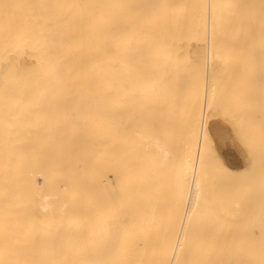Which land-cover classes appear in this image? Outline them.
Instances as JSON below:
<instances>
[{
    "label": "bare ground",
    "instance_id": "obj_1",
    "mask_svg": "<svg viewBox=\"0 0 264 264\" xmlns=\"http://www.w3.org/2000/svg\"><path fill=\"white\" fill-rule=\"evenodd\" d=\"M204 36L210 44L219 41L223 56L237 38L240 50L250 52L254 39L258 45L253 42L249 55L264 57L257 49L264 0H0V264H264V248H232L230 230L224 241L230 248L210 247L211 240L193 244L190 227L204 214L194 221L191 206L210 198L197 202L205 165L202 140L195 145V109L198 101L212 107L219 95L210 90L200 100L203 85L195 93L194 80L183 83L185 64L174 57L177 49L190 58L193 48L205 49ZM216 36L234 40L229 47L230 39L220 43ZM207 56L211 60L210 52L197 63L207 66ZM163 97L169 121L161 117ZM208 109L199 118L200 136H208L236 183L243 175L242 187L256 173L254 163L242 161L251 158L250 148L235 132L247 155L241 157L235 121L218 106L221 114ZM209 159L214 173L219 158L214 168L215 158ZM204 213L208 231L199 230L206 235L216 224L208 228Z\"/></svg>",
    "mask_w": 264,
    "mask_h": 264
},
{
    "label": "rangeland",
    "instance_id": "obj_2",
    "mask_svg": "<svg viewBox=\"0 0 264 264\" xmlns=\"http://www.w3.org/2000/svg\"><path fill=\"white\" fill-rule=\"evenodd\" d=\"M216 37H217V40H221L220 43H222V42L225 43L224 40L226 41L227 39L228 40L230 39V37L229 38L226 37V39L222 40V39H219V36H216ZM220 38H222V37H220ZM237 39H239L238 40L239 43H238L237 40H234V37H232V39H230V41H229L230 43H228L229 47H230L231 46L230 45L231 42L234 40L235 43L232 42V45H234V46L230 47V48L231 49L232 48L235 49L234 47H236L237 48L236 49V53L234 52V50L231 51V49H230V51H229V49H228L229 54L226 53V55L224 54V56H223V53H221L222 56L219 55L218 51L220 49V46H219V49H217V47L219 45V43H218L219 41L215 44L214 40H216V38H214V39H212L213 42L211 41L212 44H210L209 40L207 39V37L204 36L201 40H199V43L202 44V45H205V47L203 46V48H205V49H202V47L198 48V49L192 47L193 48L191 50L192 52L190 51L192 53L191 58H190V53L187 52L188 50L187 51L185 50L184 53L182 54L181 51H183V50L177 49V51H180V53L175 55V57H174L180 63H184L185 64L186 69L184 71L185 75L183 74V83H184V80L186 81V84L187 83L189 84L190 80H191L190 83H193V80H194V83H193L194 85L193 84L192 85L194 87L196 86L195 90H194L195 93H196V91L199 92L198 90H199L200 85L198 83L201 82V85H203V90H201V91L203 92V97L202 98H204V99H200V100H206L204 93L207 94V97L211 96V94L213 92H211V94L208 93V92H210V90L214 91L213 97L216 98L219 95L216 100H213L212 107L209 105L211 103L210 101H207V102L203 101V103H205V105L201 101L200 102L198 101L199 106L197 107V109H195V110L198 111V116H199L198 119H197V123L195 121V123H196L195 131H194L195 145H196V147L198 149L199 142L202 140V148H201V154H200V158L199 159H200V162L203 163V165L201 163L200 166L202 167V166L205 165L203 170H201L200 172L198 171L200 184H202V186L204 185V187L202 188L201 185H200V190H203V192L200 195V191H199V197H197V199H198L197 202L201 201L203 198H204L203 200H206L205 197L207 198L209 196H210L211 199L208 198L209 201H208V203L205 201L206 204H205V202H200L199 204H197V202H196L197 207L196 206H193V207L191 206V209H192V212H193V210H195V212L197 213L196 215L194 214V216H195L194 221H195L197 215H201V212H203L202 214H204V215L206 214L204 212H207V214L210 217L208 219V226H209L208 228H210V226L216 224V225L213 226L212 229H210V231H211V232L209 231L210 234L207 233L206 235L205 234L203 235V232L205 231L206 224H207V220H206L207 219V215L206 216L203 215V217H199L202 220H204V222L200 219L201 220V221L199 220L200 223L197 222L198 227H197L196 222L190 227V229H191L194 226L193 230L191 229V231L195 232V235H194V239L195 240L192 239V234H191V239L193 240V244L195 246H201V247L203 246V247H205L204 242H206V245H207V240L208 241L211 240L210 242H208L210 247H213V246L215 247V243L217 242V243H219V245L218 244L216 245L217 247L220 246V244H222V246L219 247V248H223L224 246L226 248H230L229 244L231 245V242L235 241L234 246L231 245L232 248H235V249L256 248V247L257 248H264V193H262V192H264V187H263L264 186V182H263V185L261 184V181L264 179V174L261 173L262 169L259 168L260 173L257 171V169H255L256 170V173H255L256 174V178H257V180L259 179L258 182L256 181L255 174H253V179H252V177L250 178V176H248L249 178L248 177L246 178L247 180L249 179L248 183H250L249 184L250 186L253 184L254 181H255L254 182L255 185L253 187L252 186L250 187L252 192L249 191V192H247V194L246 193L244 194V191H246V190L248 191L249 185L246 184V179H245L244 180L245 182L242 181L243 183H245V185L242 184V185H244V186H242L244 188L241 187V185H240L241 182H238V181L242 180L241 178L243 177V175L241 174L242 177L240 175L241 178L239 180L237 179V183H236L235 178H237V176H235V175H237V174L235 173V175H233L232 174L233 172H231V175H230L229 170L226 169V165H225V163L223 161L224 159L222 158L220 153H218V154L221 157H219V155H216L217 150H215V148L213 149L212 143H211L210 139L208 138V136L206 134L203 135V138H201V136H200V133L202 135V132H201L202 122L200 121L201 120L202 111L205 108L207 110H209L208 108H211L212 110H215V109H213V106H214V108H216L215 111L217 112V106H218V110H220L219 109V107H220L221 108L220 111L222 112V114L225 115V117L227 116L231 120L235 121L233 123L237 124L236 125L237 128H239L242 131L243 138H241V139L244 140L245 145L248 146V147H246V149L250 148V149H248L250 152L247 150V153L249 152L248 155L250 154L249 156H251V158H252V155H253V157H257V156L264 157V147L262 146V141L264 142V132H262V131H264V86L262 88L260 86V84L264 85V76H263L264 75V68H262L263 63H264V57H263V54H261V55L258 54L257 55L258 57H257L254 52L251 53V56L249 55V53L252 50L251 48L255 47V45L253 44V42H254L253 38H251V40L253 39V42H251L249 44V47H250L249 51L250 52H243L242 50H240L239 46L241 44L240 43L241 42V38H237ZM247 39L248 38H245L244 41L246 42ZM258 39H260V38H258ZM228 40H227V42H228ZM261 40H262V42H259V46H257L258 45L257 42H254V43H257V45H256L257 49H259V47L262 48V51L260 53H262L263 49H264V38L263 39L261 38ZM261 40H259V41H261ZM248 41H249V39H248ZM255 41H257V39H255ZM245 42L244 43L242 42L243 43L242 46H244ZM197 43L195 42L194 44H197ZM199 43H198V45H199ZM236 43H237V45L235 46ZM207 44L210 47H214L213 50H215V48H216V50L215 51H211L212 48H211V50H210V48L209 49L206 48ZM225 46H226V44H225ZM242 46H241V48H242ZM225 48L226 49H224L223 52L225 50H227V46ZM247 49H248V46H247ZM206 50H208V51L204 52ZM209 50H210L211 56H212L211 60H209V57L207 56L208 57L207 58L208 62H206L207 66H205V64H203L204 67L200 66L199 65L200 58H201V61H202L201 62V65H202V63H204V61L206 60V58L204 57L205 54L206 55L210 54ZM237 50L240 51L241 54L239 52H237ZM196 51H197V55H196ZM259 51L257 53H259ZM202 52L204 53L203 55L201 54ZM213 52H214V55H212ZM230 52H232V53L234 52L235 54H232ZM237 53H239V54H237ZM194 54L196 55L195 58H194ZM236 54H237V57H236ZM259 55L262 58H259ZM254 56L257 58V60L254 59ZM192 57H193V59H195V61L193 60L194 64L191 63L192 62L191 61ZM215 57H216V59H214ZM239 57H241L242 59L240 58V61L237 62V59H239ZM250 59H251V61H250ZM258 59L259 60L261 59V63H260V61H258ZM213 60L214 61L217 60V62H218V60L221 61L220 64H218V66H219V67H217L218 70L216 68V72H217L218 76L216 75L215 71L212 72L213 69L215 70V66L217 64V62H214ZM210 61H211V64H212L211 67H210ZM212 61L214 62V64L212 63ZM245 61H247V62H245ZM256 61H257V63L258 62L260 63V65L258 63V67H257ZM195 62L196 63L199 62V63L196 64ZM188 66H190V67H188ZM196 66H197V69L195 68ZM260 66H261L262 69L259 68ZM207 67L211 68L210 71L212 73L210 71H208ZM205 68H206V71H205ZM259 69H260V72H261V74H260V72H258L260 74V76L257 73V71H259ZM185 72H188V74L185 73ZM223 73H225L224 79L222 78V76H219L220 74L223 75ZM181 74H180V76H181ZM209 74H210V76L213 74V80H212V76L210 77ZM214 74H215V76H214ZM190 75H191V77H190ZM205 76H206V78H205ZM185 78H187V79H185ZM207 79L209 80V82H208ZM210 79L213 82H214V80L216 81L215 86H217V85L219 86L220 83H221V88L219 89V91H217L218 87L216 88L214 86L215 82L214 83L211 82ZM187 80H189V81L187 82ZM230 80L232 81V84L230 83ZM261 80H262V82L259 83V81H261ZM217 81H218V83H217ZM228 81H229V83H228ZM209 83H211V86H209ZM244 83H245V85H244ZM229 84L231 86H229ZM258 85H259L260 89H262L260 94H259ZM211 87H212V89H211ZM227 87H229L230 89L228 88L229 89L228 90ZM232 87H233V89H232ZM236 88L237 89L239 88V89L237 90ZM214 89H216V91L218 93L216 96H215L216 93H215ZM226 89H227V91L229 93H227V91H226V93H223ZM195 93H194V95H195ZM223 94L225 95L226 98H224ZM260 95H262L263 98H261ZM197 96L198 95H195V97H194V101L195 102L198 100ZM165 97L168 98L169 97L168 94H167V96L165 95ZM213 97H212V99H213ZM259 98L262 99V101ZM168 101L169 100L168 99L165 100L164 97H163V101H161V106H162L161 117L164 118L165 121L171 120L169 118V113L167 114V111H166L167 108H168V104H167ZM179 102H181V101H179ZM242 102H243V104H242ZM155 103L157 104V103H160V102L156 101ZM165 103L167 104V107H166ZM197 104H195V106H197ZM163 105H165V108L163 107ZM203 105H204V107H202ZM170 106H171V104H170ZM172 106H173V104H172ZM200 107H201V109H200ZM194 108L195 107H193V109ZM202 108H203V110H202ZM164 109H165V111H164ZM211 109H210V111H212ZM148 110H149V112H151V110H154V108H152L151 110L150 109H148ZM215 111H213V112H215ZM220 111H218L217 113H220ZM179 113H181V112H179ZM181 116L184 118V114L183 113H181L180 119H181ZM178 118H179V116H178ZM199 118H200V120H199ZM174 120H175V123L178 122V121H176L177 117H175ZM205 137H206V142H204L205 141L204 140ZM199 139H201V140L199 141ZM213 155H214V158H215L214 161H213V159H214ZM211 156H212V161L214 162L213 168L215 166V161L217 160V156L219 158V160H217L218 163L216 162V167L214 168V171H215L214 173H213V169L211 167L212 163H210L211 159H209ZM220 158H222V160ZM220 160H221V162L223 161V165H225V167H224L225 168V173H227V174L224 173V170H221L223 168V166L221 164H220L221 167H218V166H220L219 163H221ZM210 164H211V166H209ZM200 166L198 168L199 170H200ZM209 168L212 171L211 176H210L211 179L208 176V174H210L209 172H211V171H209ZM251 168H252V166H251ZM220 171H221V175L219 174ZM248 171H249V169H247V172L244 173L245 177L247 176L246 174H248ZM251 172H252V170L249 173H251ZM253 172H254V170H253ZM223 173H224V175H223ZM258 174H260V175H258ZM261 174H262V176H261ZM204 175L207 176V177H205ZM232 175L235 178H233ZM262 177H263V179H261ZM203 179L206 181L205 183H202ZM215 179H217V180H215ZM232 180L234 182H232ZM208 181H209L210 185H209ZM171 182L174 183L175 180H173ZM176 182H177V180H176ZM229 182H232V183H229ZM256 182H257L259 188L256 187L257 186ZM179 183H181V181H179ZM246 187H247V189H246ZM261 188H262V192L261 193L263 195L262 197H261L260 190H259ZM241 189L242 190L245 189V190H243V194L244 195L240 194L241 193ZM257 191L259 192V194H258ZM254 192H257L255 194V196L253 194ZM177 193L179 194V192H177ZM212 193H213V195H212ZM178 194H175L174 197L180 196V194L179 195ZM257 194L260 195L259 196V197H261L260 200H258ZM201 196L203 198H201ZM180 198H181V196H180ZM174 199H176V198H174ZM261 200H262V203H261ZM210 201H211V203H210ZM256 201H257V203H256ZM203 203L205 204V207H204ZM215 203L217 204V206H216ZM208 204L210 206H208ZM236 204H238L237 206H239V208L236 206ZM259 204H261L260 208H259ZM201 207H202L203 210L202 209L200 210ZM257 207L259 208L258 209L259 213L256 212V214H255L254 212L257 210ZM206 210H208V211H206ZM241 210H242V212H241ZM249 210H250V212H249ZM195 212H193V213H195ZM220 213H223L224 218H222L223 216L221 217ZM248 213H249V215H248ZM252 214H253V216H252ZM191 215H192V213H191ZM233 216H234L235 219L233 218ZM227 217H228V219H227ZM197 219H198V216H197ZM227 220H228V224H227ZM202 223H204V225ZM195 226L197 228H195ZM202 227H203V232L201 231ZM224 227L227 228V229L225 230ZM230 227H232V228H230ZM200 228H201V230H199ZM196 229H198V233H196V231H195ZM222 230L224 231L223 233L221 232ZM229 230H230V238L227 241V243H229V241H230V243L228 244V247H227L225 245L226 242H224V241H226V238H228L227 236H229ZM232 230H233V232L231 234ZM207 231H208V229H207ZM205 233H206V231H205ZM212 233H213V236H212ZM227 233H228V235H227ZM222 234H223V237H222ZM201 235H203V236H201ZM219 235H220V237H219ZM199 236L202 237V240H201V238H199ZM196 237H197V239H196ZM216 237H217L218 240H216ZM204 238H206V240H204ZM222 238H223V241L221 240ZM235 238H237V242H236ZM197 241H199L200 245L198 244ZM212 241H214V242L212 243ZM221 241H222V243H221Z\"/></svg>",
    "mask_w": 264,
    "mask_h": 264
},
{
    "label": "crops",
    "instance_id": "obj_3",
    "mask_svg": "<svg viewBox=\"0 0 264 264\" xmlns=\"http://www.w3.org/2000/svg\"><path fill=\"white\" fill-rule=\"evenodd\" d=\"M231 122V121H230ZM231 124H232V136L235 138L236 136V134H234L235 132H237V137H238V139L240 140V138H239V134L241 135V138H243V133H242V131L239 129V128H237V126L233 123V122H231ZM234 124V125H233ZM234 126H236V129H235V127ZM234 128V129H233ZM238 132H239V134H238ZM235 140H236V144H237V147L239 148H237L236 150H237V152H240V151H242V152H240L241 153V157L242 156H244V154L243 153H245V155H246V151H245V149H246V146H245V149L243 148L244 146H242V145H240L241 144V142L239 141L238 142V140L235 138ZM241 141H242V139H241ZM240 143V144H239ZM243 144H245L244 143V140H243V142H242ZM262 146L264 147V143L262 142ZM236 153V152H235ZM247 156V155H246ZM224 159V158H223ZM248 160V161H247ZM253 160V158L251 159H246L245 161L244 160H242L243 162H247L248 164L249 163H251V165H253V163L255 164V168L257 167V168H261L262 170H263V172H264V157H259V156H257L256 158H254V162L252 161ZM255 160H256V163H255ZM241 161V162H242ZM261 162H263V163H261ZM224 163L226 164L227 162L224 160ZM259 163V164H258ZM261 164H262V166H261ZM256 168V169H257ZM255 171V170H254ZM258 171V170H257ZM241 175V174H240Z\"/></svg>",
    "mask_w": 264,
    "mask_h": 264
}]
</instances>
